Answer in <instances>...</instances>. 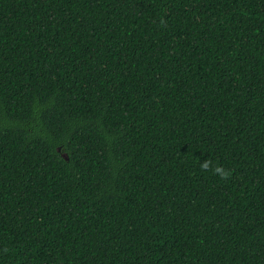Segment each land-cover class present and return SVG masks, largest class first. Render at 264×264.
<instances>
[{
	"label": "trees",
	"instance_id": "16d2710c",
	"mask_svg": "<svg viewBox=\"0 0 264 264\" xmlns=\"http://www.w3.org/2000/svg\"><path fill=\"white\" fill-rule=\"evenodd\" d=\"M0 264H264V0H0Z\"/></svg>",
	"mask_w": 264,
	"mask_h": 264
},
{
	"label": "clouds",
	"instance_id": "9594fccd",
	"mask_svg": "<svg viewBox=\"0 0 264 264\" xmlns=\"http://www.w3.org/2000/svg\"><path fill=\"white\" fill-rule=\"evenodd\" d=\"M208 166H209V165H208L207 162H205V163L202 164V167H203V168H208ZM215 171L219 173V172H222V169H220V168H216Z\"/></svg>",
	"mask_w": 264,
	"mask_h": 264
},
{
	"label": "water",
	"instance_id": "95a60500",
	"mask_svg": "<svg viewBox=\"0 0 264 264\" xmlns=\"http://www.w3.org/2000/svg\"><path fill=\"white\" fill-rule=\"evenodd\" d=\"M63 157H64L66 160H69V159H70L66 154H64Z\"/></svg>",
	"mask_w": 264,
	"mask_h": 264
}]
</instances>
